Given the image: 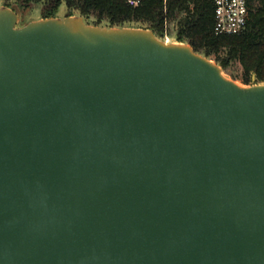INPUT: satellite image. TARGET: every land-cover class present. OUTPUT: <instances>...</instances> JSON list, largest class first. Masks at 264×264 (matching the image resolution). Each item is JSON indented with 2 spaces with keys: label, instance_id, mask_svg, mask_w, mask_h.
<instances>
[{
  "label": "water",
  "instance_id": "water-1",
  "mask_svg": "<svg viewBox=\"0 0 264 264\" xmlns=\"http://www.w3.org/2000/svg\"><path fill=\"white\" fill-rule=\"evenodd\" d=\"M21 8L0 5V264H264V82Z\"/></svg>",
  "mask_w": 264,
  "mask_h": 264
},
{
  "label": "trees",
  "instance_id": "trees-1",
  "mask_svg": "<svg viewBox=\"0 0 264 264\" xmlns=\"http://www.w3.org/2000/svg\"><path fill=\"white\" fill-rule=\"evenodd\" d=\"M13 2L25 8L41 2L44 17L53 16L64 4L68 15L76 11L85 20H92V24L121 27L140 22L157 36L162 35L167 18L176 25L178 41L187 42L207 57L215 55L216 63L224 71L238 60L245 80L254 74L258 81L264 82V0H249L250 19L239 35L214 33L212 0H143L136 7L127 5L125 0H5L7 5Z\"/></svg>",
  "mask_w": 264,
  "mask_h": 264
},
{
  "label": "built area",
  "instance_id": "built-area-1",
  "mask_svg": "<svg viewBox=\"0 0 264 264\" xmlns=\"http://www.w3.org/2000/svg\"><path fill=\"white\" fill-rule=\"evenodd\" d=\"M132 7L140 5L143 0H125ZM214 8V33L216 35L242 34L250 19L249 0H212ZM166 13V8H164ZM171 23V22H170ZM169 20L165 18L164 30L159 38L170 41L168 34Z\"/></svg>",
  "mask_w": 264,
  "mask_h": 264
},
{
  "label": "rangeland",
  "instance_id": "rangeland-1",
  "mask_svg": "<svg viewBox=\"0 0 264 264\" xmlns=\"http://www.w3.org/2000/svg\"><path fill=\"white\" fill-rule=\"evenodd\" d=\"M12 1H14V0H12ZM13 3H16V2H13ZM16 4H19V3H16ZM0 5H7V3H5V0H0ZM42 8H43V5L41 2L31 3L30 6L26 7V8L22 7L21 8L22 17H21V21L19 24L23 25L29 21L44 18V13H43ZM68 12H69V10L66 8V6L64 4H62L61 6L58 7V9L55 11L53 16L63 17V16H66L68 14ZM73 14L78 15V13L76 11L73 12ZM87 22L92 24V20H89ZM131 26L147 27L146 24H143L140 22L139 23H132ZM176 30H177V28H176L174 21L169 20L168 34L167 35L169 36L170 41H178L176 38ZM208 58L215 61L216 56L212 55ZM224 72L227 76H229L231 78L234 77L235 78L234 80H236L239 84L244 85V86L251 85L253 82L261 83L260 81H258L256 79L254 74H251L250 77L247 80H245L243 68H242V66L238 60L232 61L230 63V65L228 66V68ZM253 77H255V81H252Z\"/></svg>",
  "mask_w": 264,
  "mask_h": 264
}]
</instances>
